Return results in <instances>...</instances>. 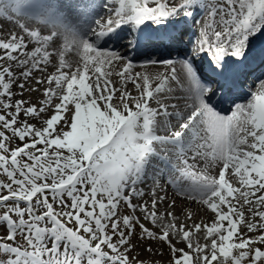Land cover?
<instances>
[{
  "label": "snow or ice",
  "instance_id": "snow-or-ice-1",
  "mask_svg": "<svg viewBox=\"0 0 264 264\" xmlns=\"http://www.w3.org/2000/svg\"><path fill=\"white\" fill-rule=\"evenodd\" d=\"M0 18V264H264V0Z\"/></svg>",
  "mask_w": 264,
  "mask_h": 264
},
{
  "label": "rangeland",
  "instance_id": "rangeland-1",
  "mask_svg": "<svg viewBox=\"0 0 264 264\" xmlns=\"http://www.w3.org/2000/svg\"><path fill=\"white\" fill-rule=\"evenodd\" d=\"M68 2L69 3H75L76 0H68ZM9 29H12V25L9 23V21L7 19L0 18V35H3V36L6 37L8 35V30ZM157 67H158V69H157ZM159 70H162L159 66H152V67L149 68V71H152V72H156V71H159ZM48 71L51 72L52 69L49 68ZM35 75L40 76L41 73H36ZM114 79H115V77H114ZM128 87H129V89H132V85H128ZM38 96H39L38 93H34V94H32V97L31 98L33 100H35V99H37ZM24 98L25 99H28L29 97H28L27 94H25V97ZM169 194L171 195V192ZM192 209H193L194 212H196L197 211V206L195 204H193L192 205ZM159 247H160L159 245H154V248H159ZM160 250L163 251V252H165V253H167L166 246L163 247V248H161ZM155 259L167 261L168 257H167L166 254L163 257H160L159 255H157L155 257Z\"/></svg>",
  "mask_w": 264,
  "mask_h": 264
},
{
  "label": "bare ground",
  "instance_id": "bare-ground-1",
  "mask_svg": "<svg viewBox=\"0 0 264 264\" xmlns=\"http://www.w3.org/2000/svg\"><path fill=\"white\" fill-rule=\"evenodd\" d=\"M156 68V67H155ZM157 69H158V67H157Z\"/></svg>",
  "mask_w": 264,
  "mask_h": 264
}]
</instances>
